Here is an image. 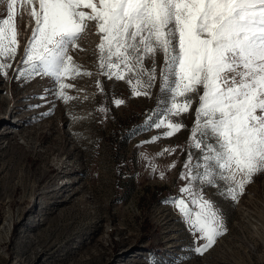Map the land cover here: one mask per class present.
I'll return each instance as SVG.
<instances>
[{"label": "rangeland", "instance_id": "374dc122", "mask_svg": "<svg viewBox=\"0 0 264 264\" xmlns=\"http://www.w3.org/2000/svg\"><path fill=\"white\" fill-rule=\"evenodd\" d=\"M8 3L0 0V18H7ZM21 12L17 0L14 22L23 34L17 54L0 59L12 65L0 74V264H113L120 255L130 264H264V171L236 201L223 195L226 183L204 185L226 232L203 255L190 247V229L171 200L187 183L180 174L188 152L200 154L189 144L198 96L187 113L171 117L185 128L143 143L166 131L145 123L150 113L154 120L164 116L163 54L156 55L149 94L134 95L132 73L121 80L104 75L100 35L86 21L79 47L69 50L80 75L63 80L69 87L60 99L51 94L59 90L51 78H16L32 32L31 17ZM116 98L124 103L115 106ZM119 124L135 134L111 139Z\"/></svg>", "mask_w": 264, "mask_h": 264}, {"label": "snow or ice", "instance_id": "6c2138e0", "mask_svg": "<svg viewBox=\"0 0 264 264\" xmlns=\"http://www.w3.org/2000/svg\"><path fill=\"white\" fill-rule=\"evenodd\" d=\"M16 4L9 0L7 18H0V59H14L20 47ZM21 7V15L31 17L26 27L32 32L16 78H51L59 89L51 94L60 99L69 87L63 80L80 75L69 50L79 47L86 21H94L100 35L104 75L121 80L132 73L134 95L149 94L157 78L156 55L163 54L164 116L154 120L150 113L145 123L166 131L143 143L171 138L185 128L171 117L187 113L198 96L189 144L200 154L188 152L180 174L187 183L171 202L190 229L192 251L203 255L226 232L222 212L204 197V185L224 182L223 195L236 201L264 171V0H21ZM11 66L0 63V74ZM123 103L114 99L115 106Z\"/></svg>", "mask_w": 264, "mask_h": 264}, {"label": "trees", "instance_id": "16d2710c", "mask_svg": "<svg viewBox=\"0 0 264 264\" xmlns=\"http://www.w3.org/2000/svg\"><path fill=\"white\" fill-rule=\"evenodd\" d=\"M131 127H128L127 125L119 124L110 135V138L113 139L116 135L122 134L121 138L124 140V138H128L135 130H131ZM131 130V131H130ZM122 159V158H121ZM118 178H121L118 176ZM119 180V179H118Z\"/></svg>", "mask_w": 264, "mask_h": 264}, {"label": "bare ground", "instance_id": "6f19581e", "mask_svg": "<svg viewBox=\"0 0 264 264\" xmlns=\"http://www.w3.org/2000/svg\"><path fill=\"white\" fill-rule=\"evenodd\" d=\"M3 122V121H2ZM64 187H61V189H63ZM3 231H5V229H7V223H4L2 228ZM126 256V255H125ZM124 255H120V258L116 259L113 261V264H130V262L128 260H126V257ZM135 264V263H134Z\"/></svg>", "mask_w": 264, "mask_h": 264}]
</instances>
